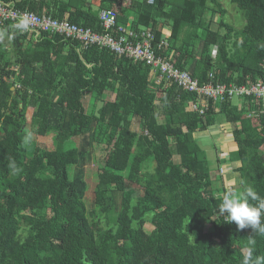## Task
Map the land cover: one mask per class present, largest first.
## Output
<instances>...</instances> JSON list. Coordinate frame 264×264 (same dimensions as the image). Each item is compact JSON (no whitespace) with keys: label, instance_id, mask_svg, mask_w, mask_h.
I'll use <instances>...</instances> for the list:
<instances>
[{"label":"trees","instance_id":"obj_1","mask_svg":"<svg viewBox=\"0 0 264 264\" xmlns=\"http://www.w3.org/2000/svg\"><path fill=\"white\" fill-rule=\"evenodd\" d=\"M1 1L97 33L99 12L112 11L118 24L150 29L157 41L170 30L161 54L200 85L264 83V0L230 1L242 15L240 30L225 22L218 0ZM0 29V264H241L250 236L264 255V236L212 216L223 174L219 168L211 179L194 139L231 126L235 150L217 164L245 181L240 190L251 186L264 197V109L246 99L240 109L202 104L174 85L157 86L149 67L107 49ZM190 102L204 114L188 112ZM29 112L37 137L54 134V151L32 138L24 143Z\"/></svg>","mask_w":264,"mask_h":264},{"label":"built area","instance_id":"obj_2","mask_svg":"<svg viewBox=\"0 0 264 264\" xmlns=\"http://www.w3.org/2000/svg\"><path fill=\"white\" fill-rule=\"evenodd\" d=\"M148 3L153 2L149 0ZM98 20L102 28L101 33L70 24L65 20L60 22L32 12L21 11L14 7V3L0 0V26L9 25L12 30L27 38H33L36 41L41 34L49 33L78 43L80 50L92 46L107 49L119 58L123 57L133 63H141L149 67L157 86L174 85L185 93L195 95L202 104L211 101L218 105L225 101L232 102L236 98L239 101L238 109L245 99L249 105L264 109L263 82L258 81L248 87L212 83L200 85L187 72L180 71L171 64V54L169 57L161 54L162 50L168 48L167 38L170 37V33H166L164 29L161 31L163 39L157 41L150 29L118 24L117 15L112 11H100ZM261 69L264 73V64L261 65ZM187 111L199 115L204 114V110L193 102L188 104Z\"/></svg>","mask_w":264,"mask_h":264},{"label":"rangeland","instance_id":"obj_3","mask_svg":"<svg viewBox=\"0 0 264 264\" xmlns=\"http://www.w3.org/2000/svg\"><path fill=\"white\" fill-rule=\"evenodd\" d=\"M140 1V0H137ZM231 0H218V2L220 3L221 7L226 11V16H225V22L228 23L229 25H231L234 29L236 30H240L243 25H244V21L242 19V15L241 13L230 3ZM92 3H97V0H92ZM124 5L127 4V2L125 1L123 3ZM216 18L212 19V22L215 23L216 22ZM216 25L212 26V29H215ZM0 38H5V32L0 29ZM186 38V34L185 31H183L181 33V37L180 40H185ZM1 40V39H0ZM10 52V50L8 51V53ZM109 95H106L104 97V100H109ZM83 106L85 108L86 113H91V104L89 102V98L88 97H84L83 101ZM232 105L233 106H238L239 101L235 98L232 100ZM100 104L93 106V111L92 113H96L97 110L99 109ZM30 113L28 114L27 118H28V124L26 126V132L27 133H31V138L34 142V144H38L40 147H42L43 149L47 150V151H54L56 149V143L54 140V134L53 133H49L47 134L45 137H37L36 133L34 132V130L31 128L30 123H29V117H30ZM136 120L133 119L132 120V125H131V130L135 131L136 130ZM217 124L216 126H213L211 128H209L207 130V132H203V133H196L194 134V139L195 141L198 143V145L200 146V148L205 152L207 160L209 162V167H210V176L211 179L215 180V178H217L219 176L218 174V169L220 168L223 174L222 177V184L220 183H216L213 187V190H217L215 191V196H219L221 195V188L225 187V191L228 188V181L233 177V175L235 174H231L229 173V170H231L229 168L228 165H220L218 166V161L220 159H223L225 157V152L229 151L232 152L233 149L232 147H229V141H231V126H219L218 128ZM232 142V141H231ZM224 145V147H222ZM224 148V149H223ZM99 155L102 156V151H99ZM175 163H177V158H174ZM149 167V169H151L153 167V165L151 163H149L147 165ZM232 167V166H231ZM93 167L91 166L90 168H88L87 172L89 173V175L87 176V184H88V188L89 191L93 188V182L94 180L90 183L89 180L94 179L93 176L91 177V171ZM220 173V171H219ZM238 178V175H236ZM239 179V178H238ZM89 219H95V215L94 216H90ZM208 227H205V232L209 233ZM144 230L146 231V233H150L153 228L150 225H146Z\"/></svg>","mask_w":264,"mask_h":264},{"label":"clouds","instance_id":"obj_4","mask_svg":"<svg viewBox=\"0 0 264 264\" xmlns=\"http://www.w3.org/2000/svg\"><path fill=\"white\" fill-rule=\"evenodd\" d=\"M30 140L31 133L24 137V143ZM8 167L13 175L21 171L11 158ZM228 185L212 216L215 219L223 218L229 224L234 223L238 231L250 228L252 233L264 236V197H261L251 186H245L240 190L237 186L245 185V181L238 179L236 175L228 181ZM255 245V239L250 236L247 245L243 248L241 264H264V255L256 254Z\"/></svg>","mask_w":264,"mask_h":264},{"label":"crops","instance_id":"obj_5","mask_svg":"<svg viewBox=\"0 0 264 264\" xmlns=\"http://www.w3.org/2000/svg\"><path fill=\"white\" fill-rule=\"evenodd\" d=\"M95 4V3H94ZM164 31H166V33H170V30H168V29H164ZM219 126H224V125H218V128H219ZM226 126H229V125H226ZM232 128V127H231ZM233 129V128H232ZM232 129H231V133H232ZM207 132V131H206ZM230 137H231V135H230ZM231 140V139H230ZM230 142V141H229ZM222 147H224V145L222 146ZM224 149V148H223ZM232 149H233V151L235 150V147L234 146H232Z\"/></svg>","mask_w":264,"mask_h":264}]
</instances>
